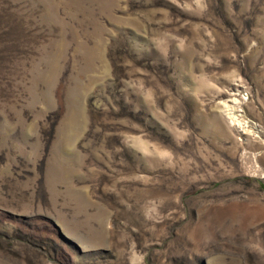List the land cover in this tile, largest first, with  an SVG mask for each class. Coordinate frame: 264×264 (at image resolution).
Returning a JSON list of instances; mask_svg holds the SVG:
<instances>
[{
  "label": "rangeland",
  "instance_id": "rangeland-1",
  "mask_svg": "<svg viewBox=\"0 0 264 264\" xmlns=\"http://www.w3.org/2000/svg\"><path fill=\"white\" fill-rule=\"evenodd\" d=\"M0 264H264V0H0Z\"/></svg>",
  "mask_w": 264,
  "mask_h": 264
},
{
  "label": "bare ground",
  "instance_id": "bare-ground-1",
  "mask_svg": "<svg viewBox=\"0 0 264 264\" xmlns=\"http://www.w3.org/2000/svg\"><path fill=\"white\" fill-rule=\"evenodd\" d=\"M224 104H225V103H224ZM233 105H234V104H233ZM233 105H232V106H233ZM227 106H228V105H227ZM228 107L231 108L230 105H229ZM233 108H235V107H233ZM226 110H227V109H226ZM229 110H230V109H229ZM231 113H232V112H231ZM232 114H233V113H232ZM231 117H232V115H231ZM231 119H232V118H231ZM237 120H238V117H237ZM241 122H242V121H241ZM238 124H239V122H238ZM239 126H240V125H239ZM245 126H246V125H245Z\"/></svg>",
  "mask_w": 264,
  "mask_h": 264
}]
</instances>
